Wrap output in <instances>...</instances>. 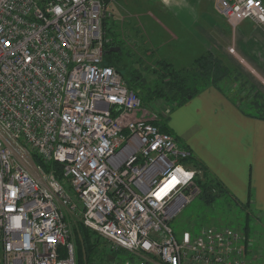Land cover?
Masks as SVG:
<instances>
[{
  "label": "built area",
  "instance_id": "built-area-1",
  "mask_svg": "<svg viewBox=\"0 0 264 264\" xmlns=\"http://www.w3.org/2000/svg\"><path fill=\"white\" fill-rule=\"evenodd\" d=\"M110 1L0 0V264H77L75 216L131 254L121 264H244L236 228L174 230L196 172L105 63ZM214 5L233 28L264 25L263 0Z\"/></svg>",
  "mask_w": 264,
  "mask_h": 264
},
{
  "label": "crops",
  "instance_id": "crops-1",
  "mask_svg": "<svg viewBox=\"0 0 264 264\" xmlns=\"http://www.w3.org/2000/svg\"><path fill=\"white\" fill-rule=\"evenodd\" d=\"M162 8L160 26L150 31L147 42L163 60L177 66L176 60H194L208 49L227 59L229 46H234L236 57L264 76V25L245 19L233 28L215 5H176L172 17L168 7ZM170 119L168 126L177 138L242 202L249 199L251 187L252 205L264 216V119L244 114L212 85Z\"/></svg>",
  "mask_w": 264,
  "mask_h": 264
},
{
  "label": "rangeland",
  "instance_id": "rangeland-1",
  "mask_svg": "<svg viewBox=\"0 0 264 264\" xmlns=\"http://www.w3.org/2000/svg\"><path fill=\"white\" fill-rule=\"evenodd\" d=\"M214 1L215 0H112L107 8L109 14H107L105 18L104 31L107 40L112 42V48L117 46L121 49V53H117L127 64L126 67H120V72L126 83L132 82L131 72L135 68H138L145 76L148 82L144 83L143 86L148 89L155 87V85L159 83L161 75L171 71L170 68L165 67V61L167 60L164 61L159 57L155 51V47L149 45L147 42L148 35H151L150 31L155 26H160L159 24L162 16L159 9H163L162 6L168 7L170 12L169 17H172L176 14L171 9L173 6H199L208 4L213 7ZM142 24L144 27H142ZM164 49L168 50L169 48L166 47ZM229 52L231 56L227 59L223 57V60L229 64L230 67L235 69V71L240 74L241 80L245 82V86L240 84L237 85V87H239L237 91L240 93L233 98L240 103L242 101L240 97L247 96L252 92L251 87L253 86L264 93V76L259 75L254 68L249 66L247 60L245 61V59L240 56L236 57V50L235 52ZM169 53H171V51ZM199 53L200 52H198V54ZM176 64L177 66H175V68H183V71L187 72L189 76L193 75L194 60L192 58L186 56V58H181L178 61L176 60ZM233 75L235 76L236 74ZM166 77H170V75ZM232 80L234 79H226L221 84L225 89L230 90L232 94H234L236 92V88H234L236 87V82ZM231 92L228 94L231 95ZM250 96L244 100H249ZM188 101L189 100L174 108L169 114V117L165 120L167 125H169L168 123L171 121L170 117L173 112L186 105ZM167 108V104L164 105L158 100L156 104L153 103L151 108L146 106L142 113H146L150 118L156 117L158 119L157 114H159L160 111L164 113ZM193 116L195 117V115ZM171 134L180 144H184V140L178 139L173 132ZM35 163L37 164L36 161ZM30 168L33 171L35 170L32 163H30ZM251 210L252 214H249V236H246L244 232V225L247 222L246 210L228 194L223 195L211 205H206L200 197H195L174 216L172 225L178 236L184 230H191L194 234H197L199 230L205 226H230L236 228L243 237L240 245L244 247V264H264V216L256 210L254 205L251 207ZM73 220L74 223L79 220V218L75 216ZM101 239L104 241L106 247L111 248V244L107 240L104 238ZM109 262L110 261H106L105 264H109Z\"/></svg>",
  "mask_w": 264,
  "mask_h": 264
},
{
  "label": "trees",
  "instance_id": "trees-1",
  "mask_svg": "<svg viewBox=\"0 0 264 264\" xmlns=\"http://www.w3.org/2000/svg\"><path fill=\"white\" fill-rule=\"evenodd\" d=\"M117 52L121 53V49L117 46L112 48V42L108 41L105 36L104 61L115 66L120 71V67H126L127 64L126 61L119 57ZM165 64V67L171 69V71L166 72L170 77H166V74L161 75L159 83L155 87L148 89L143 86L148 81H146L145 76L138 68L133 69L131 72L132 82L126 83L140 95L144 106L151 108L153 103L156 104L158 100L164 105L167 104L168 108L164 113L160 111L157 114L158 119L152 120L161 130L172 133L171 128L165 122L169 114L175 107L192 99L208 85L218 88L226 97L234 101L244 114L264 119V93L253 86L251 87L252 92L247 96H241L242 101L238 103L233 97L240 93L237 91L239 89L237 85L245 86V82L241 80L240 74L230 67L213 49H208L194 59V71L193 75L190 76L183 71V68H175L171 62L165 61ZM233 74L236 75L234 76ZM226 79H234L232 81L236 82V87H234L236 92L234 94L222 86L221 83ZM230 92L231 95L228 94ZM249 96V100L245 101L244 99ZM182 146L189 150L185 163L195 169L196 172L195 180L199 187V193L196 197H200L206 205H211L223 195H230L246 210L247 222L244 225V232L246 236H249V214H252L251 207H253L250 200L252 195L251 187L249 188V199L242 202L218 176L209 170L202 160L192 153L186 144ZM34 156L37 163L43 165L46 170L55 169L56 176L62 179L61 165L58 161H46L37 153H34ZM73 224L77 264H105L106 261H110L109 264H121L122 261L131 257V254L123 247H106L101 239L103 237L96 230L86 226L80 219Z\"/></svg>",
  "mask_w": 264,
  "mask_h": 264
}]
</instances>
